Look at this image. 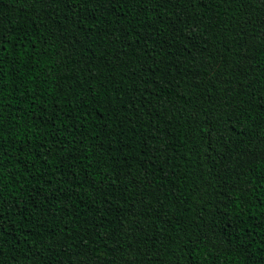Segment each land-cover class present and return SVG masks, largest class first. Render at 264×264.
I'll list each match as a JSON object with an SVG mask.
<instances>
[{"label": "trees", "instance_id": "trees-1", "mask_svg": "<svg viewBox=\"0 0 264 264\" xmlns=\"http://www.w3.org/2000/svg\"><path fill=\"white\" fill-rule=\"evenodd\" d=\"M0 264H264V0H0Z\"/></svg>", "mask_w": 264, "mask_h": 264}, {"label": "snow or ice", "instance_id": "snow-or-ice-1", "mask_svg": "<svg viewBox=\"0 0 264 264\" xmlns=\"http://www.w3.org/2000/svg\"><path fill=\"white\" fill-rule=\"evenodd\" d=\"M73 139H75V138H73Z\"/></svg>", "mask_w": 264, "mask_h": 264}]
</instances>
